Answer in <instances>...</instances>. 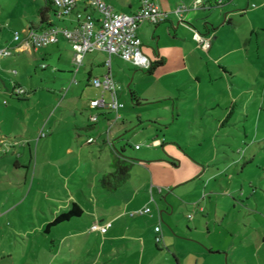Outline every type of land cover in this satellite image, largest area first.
Wrapping results in <instances>:
<instances>
[{"label": "crops", "instance_id": "1", "mask_svg": "<svg viewBox=\"0 0 264 264\" xmlns=\"http://www.w3.org/2000/svg\"><path fill=\"white\" fill-rule=\"evenodd\" d=\"M31 1L32 3H25L22 9V14L28 21L26 27L22 28L23 34L28 28L41 29L54 21L51 5H47L48 10L43 13L44 20L41 19L39 11L46 5V0ZM102 1L111 5L116 12L125 14L134 13L140 5V0ZM153 1L160 10L167 12V17L157 24L141 22L137 35L142 43V51L149 56L151 62H161L151 69H141L116 55L110 58L111 75L120 85L119 100L123 102V94L128 93L134 107L122 112L119 109L116 113L105 108L91 109L88 102L81 111L70 108L64 110L61 108L62 103L71 99L64 93L45 117L47 134L45 133L43 146L58 141L64 155L74 156V167L70 172L63 173L61 181L70 196L67 207H59L60 211L52 212L40 225L43 233H50L51 226L48 224L58 214L68 211L72 203L81 208L80 215L53 225L57 227L73 223L72 229L58 236V257L67 264H172L168 251L162 249L163 246L171 245L168 238L174 236L163 231L161 226L163 241L157 244L154 240V227L162 220L164 212L179 211L181 205H173L179 196L182 197V204L198 213L188 216L193 221L194 228L200 226L202 216L207 235L214 232L215 236L208 237L207 241L194 240L196 237L186 238L194 244L187 251L182 248L178 251L171 249L175 264H223V259L219 257L224 254L227 264H237L235 255L239 250L255 248L258 255L264 245V235L261 236L262 243L256 242L255 245L252 232L247 230L249 225L241 217H244L245 212L251 211L248 203L241 200L243 197L240 199L239 195L230 197L231 192L236 190L235 174L230 175L226 173L227 169L223 170L226 166L237 167L241 163L243 171L247 163L264 162V60L261 57L264 55V0H202L198 8L183 11L181 18L174 13V9L181 4L190 6L193 0ZM82 4L83 2H79L78 9L99 17L95 10ZM55 23L66 27L74 24L69 18ZM195 32L211 39L206 50L194 40ZM10 41L9 47L13 48L15 55L0 60V93L2 90L11 92L13 85L25 88V83L20 78L11 79L4 74L6 69L8 72L9 69L12 70V75L17 74L12 61L20 52L30 51L42 58H53L57 66L55 70L67 72V77H59L63 86L84 80L85 86L94 88L91 78L107 72L104 63L108 55L103 50L96 49L84 55L82 63L86 61L84 64L88 69L84 71V77L77 81L79 69L75 74L74 71L72 73L73 50L64 38L36 51L26 49L24 45L15 42L13 37ZM71 86L72 84L69 87ZM94 89L97 95L92 98L100 93L98 88ZM132 92L138 97V102L131 99ZM57 95H53V98H57ZM12 105L10 102L6 110ZM93 114L97 115L96 122L89 120V116ZM133 118L135 124L139 125L135 129L137 134L145 137L148 146L160 147L162 153L154 152L152 159L142 155L143 159L134 161L124 154L123 147L116 148L114 136L126 129L127 123L132 124ZM63 125L66 126L64 141L57 137L62 135ZM1 136L0 134V144L5 142ZM90 137L93 140L88 142ZM153 141H159V144H152ZM104 143L111 148L106 158L100 152L97 157L82 155L85 153L84 148L91 147L90 154L94 156V152L104 148ZM136 145L139 144H135L134 148ZM136 149H141V146ZM28 153L30 157L29 146ZM116 157L131 163L128 178L116 190L104 189L114 194L111 200L104 199V208H101L104 217L98 213L93 216L104 223L110 222L111 226L106 232L96 236L95 246L91 243L84 249V234L74 232L77 228L74 226L79 224L71 221L82 216L84 208L73 196L79 193L86 198V192L95 188L97 178L113 170V160ZM214 164H224V167L215 172L209 170ZM261 168L264 169V166ZM208 171L210 173L207 176ZM215 176L221 177L216 180L218 186L212 184L208 191L209 206H212L210 194H221L228 197L230 208H226L225 200H217L205 212L202 201L206 198V187L212 177L216 179ZM188 183L192 186L184 192L180 190L182 185ZM242 189L243 183H240L239 190L243 192ZM199 190L201 195L197 194ZM87 199L90 201V198ZM152 202L156 204V210ZM236 202L239 207H236ZM146 206L150 207V212L130 214ZM220 211L223 213L220 214ZM212 212L213 219L210 223ZM230 212L239 213L233 218ZM262 223L263 221L258 222L253 227L259 228ZM250 227L253 228L251 225ZM188 230L192 231L190 227ZM94 239L88 242H94ZM78 245L81 246L80 249ZM243 257L241 264H247L246 257ZM256 264H264V258L258 255Z\"/></svg>", "mask_w": 264, "mask_h": 264}, {"label": "rangeland", "instance_id": "2", "mask_svg": "<svg viewBox=\"0 0 264 264\" xmlns=\"http://www.w3.org/2000/svg\"><path fill=\"white\" fill-rule=\"evenodd\" d=\"M25 3L29 4L32 1L0 0V46H10V38L12 39L14 30H17L21 37L23 36L22 28L26 27L28 22L22 14ZM11 52L12 55L0 57V60L3 61L14 56L13 49ZM261 57L264 60V55H261ZM85 62L82 63L76 75L77 81L86 74L84 71L88 69V66L84 64ZM258 62H261L260 58ZM12 64L13 68L17 70V74H13V76L10 69L9 72L6 69L4 74L11 79L20 78L25 83V88L23 89L26 95L13 96L10 94V90H2L0 93V134L2 135L1 138L5 140L4 143L0 144V264H67L59 260L58 257L59 252L57 247L60 245L58 236L60 237L65 231L72 229L73 223L61 224L57 227L51 226L50 233H43L40 225L48 216H51L52 212L55 211L57 213L60 211L59 207H67L66 204L70 196L67 190L63 188L61 181H63V173L70 172L74 167V156L64 155L62 148H60L62 146H58V141H52L49 144L47 143L46 147L43 146L45 145V133L47 132V128L44 127L45 117L64 93H67V96L71 99L63 102L61 108L64 110L68 108L77 109V112L83 109L82 107L89 102L93 95L96 96L97 94L94 89L95 87L85 86L84 80H80L81 83H68L63 86L59 81V77H67V72L62 73V71L55 70L57 66L53 58H42L30 51L20 52L17 54V57H13ZM42 65H46V67L42 68ZM73 71L74 69L72 73ZM71 84L72 86L69 87ZM53 95H57V98H53ZM123 95L124 98L120 97L124 102V107L120 108L121 112L122 110H130L134 107L128 93ZM4 100L7 101V104L4 103ZM10 102L13 105L9 110H6ZM133 119L134 122L132 124L127 123V128L114 136L113 140L116 148L120 149L123 147L125 149L124 154L131 157L134 161L143 159L141 158L142 155H145L144 157H147V159H152L155 155L154 152L162 153L160 147L148 146L145 137L142 134H137V130L135 129L139 125H136L135 118ZM61 128L62 135H57V137H61L64 141L66 139V126L63 125ZM135 144H139L141 149L134 148ZM28 146L31 150L30 157ZM95 147L98 148L97 146ZM90 148H84L83 152L85 153H82V155L85 157L87 155L97 157L96 155H99L100 152V155H104V158H106V155L110 154L111 150L110 145L104 143V148L102 147L101 151L94 152L93 156V154H90ZM257 165L262 167V165L264 166V162L261 164L247 163L243 171L241 163L237 167L232 165L231 167L226 166L223 169H227L226 173L230 175L235 174L233 176L236 181V190L235 192H231L232 196L230 197H236L237 195H239L240 199L243 197L241 200L248 203L247 205L251 210L247 213L245 212L244 217L243 215L241 217L247 221L249 225L247 230L252 232L251 236L256 240L255 245L256 242L262 243L261 236L264 235V169L257 168ZM222 166L224 167V164H214L211 165L209 170L215 172L217 169L222 168ZM213 171L211 172L213 173ZM209 173L210 171H208L207 176ZM259 175L262 177L260 178ZM215 177L216 179L212 177L208 187H206V198L202 201L204 202L205 212L210 207H213L217 200H220V202L225 200L226 208L228 207V197L221 194H210L212 196V206H209L208 191H210L212 184L216 187V180L221 176ZM134 181L135 177L132 179V182ZM240 183H243V192L239 190ZM251 184L252 186H250ZM182 186L183 189L181 188L180 190L184 192L186 188L192 185L188 183ZM201 190L197 194L200 193L201 195ZM217 191L219 192L220 189ZM113 194L114 192L105 191L100 184L99 178H97L95 188L86 192V198L79 193L73 196L84 208L82 216L71 220L75 224H79V226H74L77 227L74 232L84 234L82 237V247L84 249L91 245V243H94L95 246L97 241L96 236L102 234L98 230L96 231L91 228L95 223L100 224L104 222L95 218L93 214H102L104 217V211L101 209L104 208V199L111 200ZM87 198H90V201ZM180 198L182 197L179 196L178 200L174 201L173 204L175 206L181 205L179 211L171 212L169 210L164 212L162 220L157 223L160 227L162 226L163 231L166 230L170 236L177 238H168L171 245L163 246L162 249L165 252L168 251L167 255L172 264H175V260L171 249L178 251L182 248L183 251H187L194 244L186 238L196 237L193 239L207 241L208 237L215 236L214 232H211L210 236L207 235L204 217L202 216L200 217V226H197V229L194 228V223L188 219V216H194L198 213H194L187 205L182 204ZM235 204L236 207H239L237 202ZM152 206L156 210L157 207L154 202H152ZM221 213L223 212L220 211ZM238 213L230 212V215L235 218V214ZM212 214L213 212L210 215V223L213 219ZM261 221L263 223L259 228L253 227V225ZM188 227L192 231H189ZM211 228H213L212 225ZM77 229H80V231ZM93 238H95L94 242H88ZM78 247L80 249L81 246L78 245ZM258 255L264 258V245H262ZM258 255H256L255 248H248L247 251L239 250L235 255L237 259L236 263L241 264V261L244 259L243 256H245L247 264H256ZM220 256L219 258L223 259V264H227L225 254Z\"/></svg>", "mask_w": 264, "mask_h": 264}, {"label": "built area", "instance_id": "3", "mask_svg": "<svg viewBox=\"0 0 264 264\" xmlns=\"http://www.w3.org/2000/svg\"><path fill=\"white\" fill-rule=\"evenodd\" d=\"M53 7V23L41 28H28L21 37L18 31L13 32V40L26 47L36 51L50 44L57 43L59 39L64 38L73 50L74 74L82 64L83 57L86 53L96 49L103 50L107 53L108 58L105 60L107 72L101 76L91 78V84L100 90L97 97L89 100L91 109L105 108L116 112L124 106L119 100L120 85L113 79L110 71V58L113 55L123 60L131 62L134 66L141 69H149L151 59L142 51V43L137 35V28L143 21L157 24L167 17V12L160 10L153 0H140L138 9L132 14L116 12L111 5L102 0H50ZM79 2L83 6L95 10L99 17L96 18L91 12L78 9ZM202 3V0H193L190 6L181 4L174 9V13L181 18V13L188 8L196 9ZM71 19L74 23L71 27L59 26L55 21H64ZM194 40L202 49L206 50L210 46L211 39L199 32L193 35ZM12 47L1 46L0 57L12 55ZM46 65H42V68ZM15 73V71H14ZM10 94L13 96H24L25 90L17 85H13ZM7 104V101L4 100ZM91 122H96L97 115L89 116ZM93 140L88 138V142ZM152 144H159V141H153ZM136 145L135 148H138ZM160 191V188L158 189ZM153 200V197L151 196ZM150 212V207L130 212L134 214H144ZM111 226L110 222L95 223L92 225L93 230L101 233ZM154 240L157 244L163 241L161 227H154Z\"/></svg>", "mask_w": 264, "mask_h": 264}, {"label": "trees", "instance_id": "4", "mask_svg": "<svg viewBox=\"0 0 264 264\" xmlns=\"http://www.w3.org/2000/svg\"><path fill=\"white\" fill-rule=\"evenodd\" d=\"M47 5H51L50 0H46V5L40 9L41 19H43V13H45L48 8ZM161 60H156L151 62V66L149 69L153 68L155 65L159 64ZM131 99L134 102H138V97L135 96V93L132 92ZM123 151V149H121ZM131 169V163H129L126 159H122L120 157H116L113 160V170L111 172L104 173L100 176L99 181L102 185L103 189L107 191L116 190L127 178L129 175V171ZM81 208L76 204L72 203L71 208L63 213L58 214L49 224L48 226H53L57 223L68 220L73 216H78L81 213Z\"/></svg>", "mask_w": 264, "mask_h": 264}]
</instances>
